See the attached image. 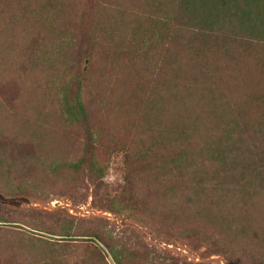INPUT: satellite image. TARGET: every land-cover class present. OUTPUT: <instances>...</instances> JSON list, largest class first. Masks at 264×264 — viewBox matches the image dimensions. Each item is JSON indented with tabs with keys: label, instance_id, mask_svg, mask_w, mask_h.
<instances>
[{
	"label": "trees",
	"instance_id": "16d2710c",
	"mask_svg": "<svg viewBox=\"0 0 264 264\" xmlns=\"http://www.w3.org/2000/svg\"><path fill=\"white\" fill-rule=\"evenodd\" d=\"M84 172L111 212L264 264V0H0V191L72 195ZM84 230L0 204V264L86 242L82 264H167Z\"/></svg>",
	"mask_w": 264,
	"mask_h": 264
},
{
	"label": "rangeland",
	"instance_id": "374dc122",
	"mask_svg": "<svg viewBox=\"0 0 264 264\" xmlns=\"http://www.w3.org/2000/svg\"><path fill=\"white\" fill-rule=\"evenodd\" d=\"M104 181L107 190L111 192L119 190L121 183L117 160H110ZM78 188L72 195L63 193L62 190H59L57 194H46L39 191L38 196H33L31 193L11 195L0 191V204L9 209L24 211L29 215L43 214L57 223L62 220L79 222L85 228V234L98 231L109 240L112 237H118L127 248L125 251L128 255L140 249L167 264H235L225 254L214 253L209 246L197 248L194 239L167 237L165 233L156 231L150 225L104 208L99 201L102 192L94 186L85 172ZM84 245L86 246L83 249H73L69 264H82L81 260L85 258L84 255H88L89 250H93L89 242ZM123 245L121 246L124 247ZM94 256L99 261L105 258L108 264H116L105 247L102 248V256L97 254Z\"/></svg>",
	"mask_w": 264,
	"mask_h": 264
}]
</instances>
